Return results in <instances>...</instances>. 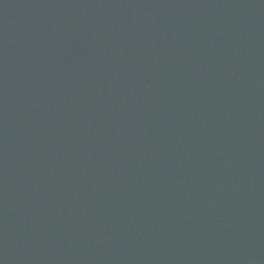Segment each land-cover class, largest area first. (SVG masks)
<instances>
[{
    "label": "water",
    "instance_id": "water-1",
    "mask_svg": "<svg viewBox=\"0 0 264 264\" xmlns=\"http://www.w3.org/2000/svg\"><path fill=\"white\" fill-rule=\"evenodd\" d=\"M0 264H264V0H0Z\"/></svg>",
    "mask_w": 264,
    "mask_h": 264
}]
</instances>
